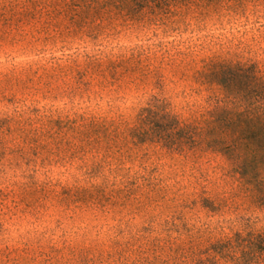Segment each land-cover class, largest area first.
<instances>
[{
    "label": "rangeland",
    "instance_id": "374dc122",
    "mask_svg": "<svg viewBox=\"0 0 264 264\" xmlns=\"http://www.w3.org/2000/svg\"><path fill=\"white\" fill-rule=\"evenodd\" d=\"M152 1L171 14L0 0V264H251L260 249L251 187L169 151L162 115L205 106L190 76L206 58L264 71V0ZM150 101L159 120L132 137Z\"/></svg>",
    "mask_w": 264,
    "mask_h": 264
},
{
    "label": "trees",
    "instance_id": "16d2710c",
    "mask_svg": "<svg viewBox=\"0 0 264 264\" xmlns=\"http://www.w3.org/2000/svg\"><path fill=\"white\" fill-rule=\"evenodd\" d=\"M145 2L141 11L150 19L159 16L160 21L163 13L171 14L158 1ZM179 63L184 67L190 64L184 60ZM190 77L197 85L195 90L206 93L205 106L196 117L186 120L171 112L162 115L170 122L169 132L173 136L169 151L183 152L186 159H219L221 163L215 169L236 179L238 184L251 187V203L264 208V71L252 63L206 58ZM160 111L154 101L140 108L135 125L130 128L131 136L143 132L151 120H159ZM160 140L159 137L157 142L166 149V141ZM258 241L261 246L258 251L251 250V264H264V236H258Z\"/></svg>",
    "mask_w": 264,
    "mask_h": 264
}]
</instances>
